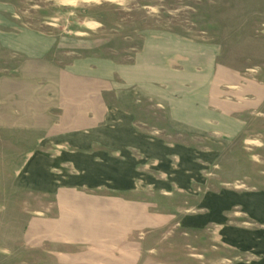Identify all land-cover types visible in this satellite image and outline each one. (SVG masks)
I'll list each match as a JSON object with an SVG mask.
<instances>
[{
	"label": "rangeland",
	"instance_id": "rangeland-1",
	"mask_svg": "<svg viewBox=\"0 0 264 264\" xmlns=\"http://www.w3.org/2000/svg\"><path fill=\"white\" fill-rule=\"evenodd\" d=\"M163 33L218 48L221 83L208 130H180L158 103L126 104L116 96L130 88L115 66L130 64L146 37ZM34 35L48 48L39 59L4 46L8 39L27 45ZM34 60L85 68L92 77L105 64V124L113 126L107 134L139 144L110 149L121 162L114 164L120 178L107 179L108 194H115L100 198L118 210L123 233L101 253L107 258L79 260L88 245L55 243L48 231L36 238L34 220L61 212L51 210L50 195L28 185L29 168L37 152L58 157L72 149L47 142L63 133L34 131L29 119L26 130L5 126V103L26 94L28 111L34 93L27 83L20 93L18 83H8L4 93L3 76ZM46 91L43 111L57 100L55 90ZM47 167L77 172L70 164ZM132 171L138 179L122 178ZM0 264H264V0H0Z\"/></svg>",
	"mask_w": 264,
	"mask_h": 264
},
{
	"label": "crops",
	"instance_id": "crops-1",
	"mask_svg": "<svg viewBox=\"0 0 264 264\" xmlns=\"http://www.w3.org/2000/svg\"><path fill=\"white\" fill-rule=\"evenodd\" d=\"M39 39L40 36L34 35L24 46L8 39L4 46L39 59L48 51ZM218 54V48L212 43L195 41L173 33L148 36L130 64L120 63L115 66L116 77L130 88L128 94L124 92L123 95L120 91L121 94L117 93L116 96L126 104L141 100L158 103L166 119L175 121L180 130H208L207 117L212 114L221 83L217 71ZM76 68L60 69L44 60L21 61L16 74L3 76V92H6L8 83H18V93L21 92L22 84H32L27 90L33 91L34 95L30 98L34 103L27 111V95L20 94L18 98L5 103L3 115L8 119V126H5H13L18 131L30 128L34 131L44 129L47 132L63 133L60 140L47 142L54 145L58 142L62 148L72 150L63 151L58 157L47 156L43 151L40 154L37 152V159L29 168L34 177L28 185L42 195H50L51 210L61 212L58 219L34 220V230L36 238L41 235V240L43 232L48 231L55 243L88 245L77 259H88L91 262L92 257L94 260L107 258L105 255L112 251L111 245L123 233L116 214L118 210L113 207L110 209L107 200L100 198L102 195L115 194H108L107 179L120 178L115 174L119 171L114 166L120 161L111 155L110 149H127L134 145L139 148V144L127 139L129 136L126 134H121L120 140H113L107 134L113 126L105 124L107 111L103 92L106 88L102 84L107 82L106 65L99 64L98 73H93V77L85 68ZM43 87L46 92H57V100L47 104L45 111L41 104ZM53 107L61 111H47ZM15 115L18 117L12 125L11 116ZM26 119L30 120L29 128L24 125ZM121 128L123 133L132 132V129ZM124 162L128 163L129 160ZM47 163L74 165L77 172L52 173ZM130 174L122 178L133 180L139 177L136 172ZM82 187L98 188L105 193L92 195L88 193L90 191H81ZM130 189L132 194L136 192L132 186ZM50 208L47 207V210ZM65 212H73V215L69 214L71 217L64 219L62 213ZM118 213L122 214L121 211ZM130 214V211L127 212L129 218ZM130 227L128 224L127 228ZM64 234L63 238L61 235ZM72 255L70 258L76 259L74 253Z\"/></svg>",
	"mask_w": 264,
	"mask_h": 264
}]
</instances>
